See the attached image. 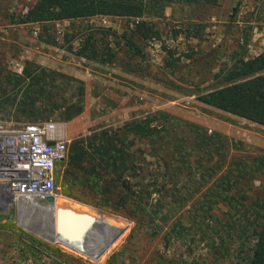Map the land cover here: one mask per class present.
Returning <instances> with one entry per match:
<instances>
[{
    "label": "trees",
    "instance_id": "16d2710c",
    "mask_svg": "<svg viewBox=\"0 0 264 264\" xmlns=\"http://www.w3.org/2000/svg\"><path fill=\"white\" fill-rule=\"evenodd\" d=\"M7 1L11 0H0V5ZM219 2L37 0L29 7L25 4L21 10L7 12L5 17L11 26H42L39 39L53 46L59 42L51 33V24H73L95 17L132 20L123 32L91 27L75 38L66 32L64 47L86 60L144 72L141 66L148 62L147 45L162 41L156 21L166 19L168 8L180 5L209 10ZM242 2L237 1L234 17L240 13ZM259 2L257 21L263 25L264 0ZM192 26L196 25L175 30L174 39L184 33L186 37L191 33L199 37L200 32ZM251 30L249 27L229 61L214 75L216 85L208 86L197 99L208 107L264 126V52L248 56ZM164 52L166 70L175 71L180 62L177 50L164 46ZM61 78L65 84L59 83ZM85 93L81 80L61 76L31 61L25 62L19 73L9 69L0 55V116L4 119L38 123L61 114L65 116L60 119L70 121L85 111ZM226 150L225 139L219 134L157 111L74 141L66 159L59 163L63 170L58 175L70 182L66 196L82 189L89 198L124 212L148 230L155 223L168 225L165 245L178 244L184 251L176 258L159 257L162 264H221L230 250L239 264H264V192H254V184L264 175V156L234 159L188 207L223 170ZM149 159L157 162L156 167L149 166ZM26 239L33 252L45 246L32 237ZM204 250L206 255L198 254Z\"/></svg>",
    "mask_w": 264,
    "mask_h": 264
},
{
    "label": "rangeland",
    "instance_id": "374dc122",
    "mask_svg": "<svg viewBox=\"0 0 264 264\" xmlns=\"http://www.w3.org/2000/svg\"><path fill=\"white\" fill-rule=\"evenodd\" d=\"M37 0H11L0 5V55L9 69L21 73L24 63L31 61L44 68L51 69L61 76L76 78L85 83V111L73 120L60 119L54 114L48 121L65 123L67 128V154L69 146L78 139L85 138L104 128H117L136 117H142L157 111H166L173 118L203 127L209 133H217L227 144L224 168L189 203L200 195L230 167L238 157L264 156V126L245 121L226 112L208 107L197 97L208 91V86L216 85L214 75L229 61L231 52L244 39L251 27L249 57L264 52V24L257 21L259 0H243L241 11L233 16L238 0H220L219 5L209 10L175 5L166 10V19L156 21L162 32V41H153L147 45V63H142L146 71L130 72L118 65H102L69 53L64 47V34L80 37L85 30L103 28L123 32L132 20L113 17H95L74 22L51 24V33L58 38L59 45L53 46L39 39L40 25L11 26L5 17L7 12L21 10L23 5L31 6ZM25 8V11H27ZM197 28L199 37L191 33L174 39L175 30H185L188 25ZM191 29V30H192ZM164 46L177 50L180 57L175 71H167ZM60 84H65L61 78ZM69 91V89L67 90ZM190 91H196L193 95ZM68 106L69 104H60ZM0 122H16L0 116ZM45 122V121H43ZM66 154V155H67ZM149 166L156 167L157 162L149 159ZM62 167L58 164L55 173L56 196L79 214H87L93 219L94 226L101 228L113 238L120 229L124 234L97 259L90 258L102 244L93 248L90 256L81 251V238L63 236L62 243L53 242L41 235L39 230L26 227V218L21 222L17 209L0 211V264H162L159 257L176 258L184 251L178 244L165 245L168 225L162 227L155 223L149 230L144 224H138L132 217L120 210L104 205L101 201L89 198L87 194L76 191L69 197L70 182L66 177L59 179ZM64 175V172H63ZM254 184V192H264V175ZM77 188H83L76 186ZM177 213L172 222L181 216ZM29 219V218H27ZM32 237L45 246L32 251L25 239ZM27 240V239H26ZM206 255V251H198ZM221 264H239L230 250Z\"/></svg>",
    "mask_w": 264,
    "mask_h": 264
},
{
    "label": "built area",
    "instance_id": "2783aa9c",
    "mask_svg": "<svg viewBox=\"0 0 264 264\" xmlns=\"http://www.w3.org/2000/svg\"><path fill=\"white\" fill-rule=\"evenodd\" d=\"M66 135L65 123L0 122V211L16 208L20 214L24 204L40 205L37 198L56 196L55 173L67 156Z\"/></svg>",
    "mask_w": 264,
    "mask_h": 264
},
{
    "label": "bare ground",
    "instance_id": "6f19581e",
    "mask_svg": "<svg viewBox=\"0 0 264 264\" xmlns=\"http://www.w3.org/2000/svg\"><path fill=\"white\" fill-rule=\"evenodd\" d=\"M59 132L61 133L60 130ZM63 203L64 201L60 197H57L55 206H40L37 203L24 204L21 207L20 212L21 222L26 218V227L34 231L41 228L39 233L53 242L63 244V236H70L77 239L81 238V252L88 255V257L96 244L100 243L102 245L99 250H97V252L90 257L92 259H96V257L108 245H110L115 237L113 238L101 228L94 226V223H89L88 227L81 229L84 225L74 221H66L65 228L67 229L65 230V233H60L57 225V211L58 208H63Z\"/></svg>",
    "mask_w": 264,
    "mask_h": 264
},
{
    "label": "water",
    "instance_id": "95a60500",
    "mask_svg": "<svg viewBox=\"0 0 264 264\" xmlns=\"http://www.w3.org/2000/svg\"><path fill=\"white\" fill-rule=\"evenodd\" d=\"M50 146H53L54 143H50ZM56 196H49L46 198H37V202L42 206H55L56 205ZM66 221H74L77 223H81L84 225L81 229L88 227L89 223H92L93 219L90 218L87 214H79L75 212L74 210L70 208H58L57 211V225H58V231L60 233H65L66 227ZM125 229H120L119 233L115 236V238L112 240L110 245H108L97 257L99 258L105 250L110 248L116 242L125 232Z\"/></svg>",
    "mask_w": 264,
    "mask_h": 264
}]
</instances>
